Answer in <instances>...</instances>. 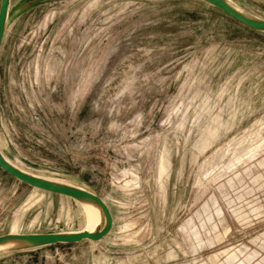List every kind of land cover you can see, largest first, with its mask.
<instances>
[{
    "label": "rangeland",
    "instance_id": "rangeland-1",
    "mask_svg": "<svg viewBox=\"0 0 264 264\" xmlns=\"http://www.w3.org/2000/svg\"><path fill=\"white\" fill-rule=\"evenodd\" d=\"M264 20V0H230ZM0 151L112 226L0 264H264V33L201 0H10ZM0 169V236L84 229Z\"/></svg>",
    "mask_w": 264,
    "mask_h": 264
},
{
    "label": "water",
    "instance_id": "water-1",
    "mask_svg": "<svg viewBox=\"0 0 264 264\" xmlns=\"http://www.w3.org/2000/svg\"><path fill=\"white\" fill-rule=\"evenodd\" d=\"M208 5L218 9L228 17L241 25L260 33H264V20L256 19L231 7L225 0H201ZM10 0H0V46L5 33ZM0 169L18 181L36 189L66 196L76 201H84L95 204L101 211L104 225L93 232L80 231L74 233H48V234H6L0 236V243L8 240L17 241L22 244V249L36 250L58 244H74L84 240L98 241L111 229L112 218L106 204L94 193L77 189L74 187L54 183L36 176H32L13 167L0 152ZM19 250V251H21ZM18 252V251H16Z\"/></svg>",
    "mask_w": 264,
    "mask_h": 264
},
{
    "label": "bare ground",
    "instance_id": "bare-ground-1",
    "mask_svg": "<svg viewBox=\"0 0 264 264\" xmlns=\"http://www.w3.org/2000/svg\"><path fill=\"white\" fill-rule=\"evenodd\" d=\"M225 1L231 7H233L235 10H237L238 12L242 13L243 15L249 16L244 11L239 9L236 5H234L230 0H225ZM8 162L13 167H15L16 169H18L20 171H23V170L19 169L18 167H16L14 164H12L10 161H8ZM23 172H25V171H23ZM25 173H27V172H25ZM27 174H30V173H27ZM30 175L36 176V175H33V174H30ZM36 177L42 178V179H45V180H48V181H52L54 183H58V184H62V185H66V186H70V187H74V188H77V189H82V190L88 191L87 189H85L83 187L71 186V185L67 184L66 182H63V181H60V180H56V179H52V178L50 179V178H45V177H39V176H36ZM88 192H90V191H88ZM90 193H92V192H90ZM77 204L80 206V213L83 216L84 225H85L84 229H82L81 231L93 232L96 229L101 228L104 225V220H103L101 211L95 204L90 203V202H84V201H77ZM78 232H80V230ZM71 233H74V232H71ZM22 247L23 246H22V244L20 242L12 241V240H8V241H6L4 243H0V256L8 255L10 253H14L16 251H19V250L22 249Z\"/></svg>",
    "mask_w": 264,
    "mask_h": 264
}]
</instances>
